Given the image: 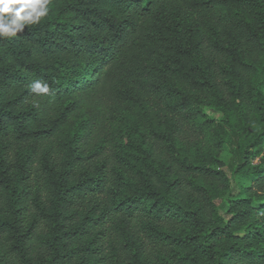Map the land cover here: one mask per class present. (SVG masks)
<instances>
[{"label":"trees","instance_id":"obj_1","mask_svg":"<svg viewBox=\"0 0 264 264\" xmlns=\"http://www.w3.org/2000/svg\"><path fill=\"white\" fill-rule=\"evenodd\" d=\"M0 264H264V0H49L0 38Z\"/></svg>","mask_w":264,"mask_h":264},{"label":"clouds","instance_id":"obj_2","mask_svg":"<svg viewBox=\"0 0 264 264\" xmlns=\"http://www.w3.org/2000/svg\"><path fill=\"white\" fill-rule=\"evenodd\" d=\"M49 0H0V38L15 37L26 25L38 24L47 15ZM29 89L37 95L49 93L45 82L33 81Z\"/></svg>","mask_w":264,"mask_h":264},{"label":"rangeland","instance_id":"obj_3","mask_svg":"<svg viewBox=\"0 0 264 264\" xmlns=\"http://www.w3.org/2000/svg\"><path fill=\"white\" fill-rule=\"evenodd\" d=\"M206 111L211 117L215 118L216 120H220L221 117H222L220 112H218V111H216V110H214V109H212L210 107H206ZM219 158H220V161L223 164V168L227 169L228 164L231 162V158H232V153H231L228 145L224 146ZM257 161H259V158L256 159V162ZM231 176H233V175L231 174ZM238 183H239V181L236 178H234V182H233V185H232V193L233 194H237L239 192ZM227 197L228 196L220 198V199H218L216 201L218 206H219V208H220V213L223 214V215H226V216H227V210H228Z\"/></svg>","mask_w":264,"mask_h":264}]
</instances>
